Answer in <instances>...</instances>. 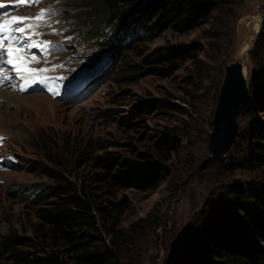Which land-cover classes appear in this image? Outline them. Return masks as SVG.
<instances>
[{"label": "rangeland", "instance_id": "rangeland-1", "mask_svg": "<svg viewBox=\"0 0 264 264\" xmlns=\"http://www.w3.org/2000/svg\"><path fill=\"white\" fill-rule=\"evenodd\" d=\"M98 1L43 0L24 7L28 16L50 8L40 21L46 28L37 30L33 15L25 24L32 27L22 34L33 32L24 44L33 45L31 62L41 66L37 73L48 84L55 79L62 89L50 93L38 82L22 94L0 89V236L27 238L40 255L67 249L47 235L37 218V211L56 199L49 193L44 197L57 184L45 174V165L108 206L100 228L115 252L113 264H195L197 254L188 252L224 215L217 206L229 207L228 188L264 182V167L228 165L239 154L237 147L218 157L207 150L224 66L243 62L249 89L255 73L261 74L250 52L259 45L264 0H211L218 2L216 7L189 30L149 32L141 27L130 40L112 41L104 49L85 36L88 26L70 20L87 3ZM172 44L199 48L170 74H149L145 58ZM67 84L81 88L64 93ZM159 100L170 102L171 108L160 106ZM249 116L240 110L238 133ZM257 116L264 120L263 113ZM163 132L178 144L165 162L166 173L147 189H114L100 178L96 156L109 152L122 159L149 151ZM106 199L126 207L118 213ZM0 264H12L11 255L0 252Z\"/></svg>", "mask_w": 264, "mask_h": 264}, {"label": "trees", "instance_id": "trees-1", "mask_svg": "<svg viewBox=\"0 0 264 264\" xmlns=\"http://www.w3.org/2000/svg\"><path fill=\"white\" fill-rule=\"evenodd\" d=\"M217 3L211 0H99L87 3L70 20L79 19L82 25L88 26L85 36L95 40L98 49H104L112 41L122 44L130 40L133 32L141 27L149 32L164 28L176 32L189 30L203 21ZM256 41L259 45L250 56L259 64L261 74L255 73L250 98L238 111L239 114L245 109L250 116L233 144L239 154L228 165L234 169L264 167V120L257 116L260 112L264 114V16ZM198 48L197 44H172L157 49L144 60L151 65L148 73L168 75ZM158 102L164 108L172 106L168 101ZM177 144L173 136L163 132L153 140L149 151L122 159L109 152L96 156L103 171L100 178L107 179L114 189L145 190L166 173L165 162ZM42 169L57 184L44 192V197L49 193L56 199L49 207L37 211L39 225L47 229V235L64 242L67 249L65 252L50 249L40 255L31 249L34 244L29 239L8 234L0 236V252L11 255L12 264H113L115 252L106 243L100 228V219L108 206L90 196L85 186L73 184L45 165ZM228 189L229 207L217 206L224 215L212 222L213 229L206 230L188 253L197 254L193 258L195 264H264V182L234 184ZM105 201L118 213L126 207L125 202Z\"/></svg>", "mask_w": 264, "mask_h": 264}, {"label": "water", "instance_id": "water-1", "mask_svg": "<svg viewBox=\"0 0 264 264\" xmlns=\"http://www.w3.org/2000/svg\"><path fill=\"white\" fill-rule=\"evenodd\" d=\"M244 66L239 60H233L224 66L207 144L212 157L226 155L236 140L239 130L238 111L250 98Z\"/></svg>", "mask_w": 264, "mask_h": 264}, {"label": "snow or ice", "instance_id": "snow-or-ice-1", "mask_svg": "<svg viewBox=\"0 0 264 264\" xmlns=\"http://www.w3.org/2000/svg\"><path fill=\"white\" fill-rule=\"evenodd\" d=\"M22 2H23V0H22ZM43 15H44V11H43V9H41L40 14L35 16L34 19L41 20L43 18ZM26 19H31V17H13V18H11L9 20H4L3 23L0 24V31L8 32L9 28H10V26L12 24L17 23L19 21L26 20ZM30 27H32V26L31 25H25L24 27H17L13 31L19 32V33H23V32H25L26 28H30ZM21 38H23V37H21ZM8 39H9V37L6 36V37L3 38V41H6ZM11 39H16V37L13 36V37H11ZM3 41H0V47H3ZM32 46L33 45H31V44L25 45V47H32ZM19 51H20L19 48H15L12 45H9L8 48H7V57H8V59L6 60V63H8V64H16V62L18 60H21V58L18 55H16ZM16 70L19 71L20 68L17 66ZM29 71L34 72L36 70L32 69V70H29ZM41 71H43V69H41ZM32 82L36 83L38 81L33 80ZM27 85H28V81L26 80L25 83L21 86L22 90H23V88L27 87Z\"/></svg>", "mask_w": 264, "mask_h": 264}, {"label": "bare ground", "instance_id": "bare-ground-1", "mask_svg": "<svg viewBox=\"0 0 264 264\" xmlns=\"http://www.w3.org/2000/svg\"><path fill=\"white\" fill-rule=\"evenodd\" d=\"M243 72H244V76H245V72H246V70H245V66H244Z\"/></svg>", "mask_w": 264, "mask_h": 264}]
</instances>
